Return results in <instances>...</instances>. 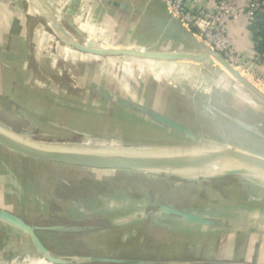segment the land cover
Returning <instances> with one entry per match:
<instances>
[{
	"label": "rangeland",
	"instance_id": "obj_1",
	"mask_svg": "<svg viewBox=\"0 0 264 264\" xmlns=\"http://www.w3.org/2000/svg\"><path fill=\"white\" fill-rule=\"evenodd\" d=\"M5 1L0 0V52L4 54L0 55L1 87L2 76L10 72L3 66L8 54L13 51L19 54L22 50L17 38L8 32L12 21L7 17L21 12L24 18L30 19L33 12L36 15L35 27L39 26V30L48 33L45 39H39V36L35 39L37 53L32 49L31 58L35 61L29 63L28 73L23 79L27 90L14 88L15 92L9 96L15 99V103L12 99L10 104L0 99L1 128L15 132L26 141L57 147L176 154L187 153L182 150L183 146L196 145L179 136L154 130L126 110L117 108L119 106L114 102L117 95L138 99L174 115L202 133L203 143L207 145L224 146L228 143L264 155V112L217 61L208 64L207 61L191 59L159 61L82 53L47 24L33 2ZM86 3L87 6L82 4L73 17L65 20L62 12L57 11L59 8H55V14L79 42H85L87 38L108 46L111 41L106 27L89 9L93 1L86 0ZM16 27L13 26L12 33ZM109 45L112 47V43ZM135 45L125 46L140 47L138 43ZM28 47L31 49L30 45ZM21 74L17 72L16 76ZM6 92L9 94L8 89ZM34 94H49L63 99V102L51 103ZM77 104L91 110L77 108ZM212 106L224 111L231 119L221 117L212 110ZM94 109L101 115L94 113ZM116 111L118 113L114 115ZM239 117L247 125L256 126L261 137L245 131L238 123ZM29 161L37 160H27L0 146V170L4 163L6 170L18 174L24 184L20 191H15L12 183L6 186L8 192L5 193L4 205L11 212L21 216L26 214L33 223L37 221L34 218L40 210L56 212L63 206L69 208L72 205L62 201L64 196L60 188L63 180L77 182L78 176L87 173V181L92 182L89 167L45 160ZM215 164L216 168L200 174L191 170L181 173L128 170L117 174L119 181L112 186V192L121 190L123 194L120 197L132 198L127 201L129 209L139 203L144 207L152 202L154 205L173 204L178 209L220 219L221 227H189L179 220L155 221L140 217L131 224L138 234L128 236L125 243L121 242L123 230L116 229L109 233L108 242L100 244L97 250L88 247L89 241L86 248H78L68 244V239L66 243L60 241L56 245L59 254L76 255L93 249L98 253L108 251L125 258L152 260L144 264H264V173L233 159L217 158ZM70 192L76 196L88 193L75 188ZM52 195L54 200L46 201V196ZM36 196H41V199L36 200ZM87 205L93 207L90 202ZM101 207L106 208V205L102 202ZM29 241V233L0 219V264H56L43 256L36 258Z\"/></svg>",
	"mask_w": 264,
	"mask_h": 264
},
{
	"label": "crops",
	"instance_id": "obj_2",
	"mask_svg": "<svg viewBox=\"0 0 264 264\" xmlns=\"http://www.w3.org/2000/svg\"><path fill=\"white\" fill-rule=\"evenodd\" d=\"M43 1L50 9L59 8L58 11H61L62 16H64L63 20H65L66 18H70V16L73 17L74 16L73 13L79 10L82 4L87 6L86 0L84 1L83 0H43ZM92 1L93 3L90 5L89 9L91 10V12L94 14L95 17L101 19L99 20V23L106 27V32L109 34L108 38H110L109 41H111L108 43V46H111L109 45L111 43H112V47L113 46L115 47V45L124 46L131 44H133V46H136L135 44L138 43V45H140V47L143 48L186 49V50H196V51H199L200 48H202L201 42L198 38L196 31L185 28L178 20H176L174 17L170 15L168 10L162 5V3L159 0H92ZM236 1L240 5L246 6L249 4L251 0H236ZM36 2L38 3L37 0ZM81 2L83 3L81 4ZM35 11L37 12V10ZM39 14L42 17V14L41 13ZM35 16L36 15L33 12L31 13L30 19L29 18L26 19L27 18L26 16L24 18V16L21 15V12L18 13V15L16 14L11 17L9 16L7 17V15H3V17L5 18L7 17L9 21L10 20L12 21L11 26H9V22L5 25L6 31L9 26L8 32H10V35L17 38V41L19 42L22 48V50L21 49L19 50V54H16L14 51L12 52V54H8L7 56L8 58H6L7 60H5V63L3 64V66H5V68L10 72H6L2 76L3 80H2V87L0 86V99H3L1 101L7 100L9 104L12 99V96L9 95L10 93L13 94V92H15L14 88H18L19 90L22 89V91L24 89L27 90V85L23 79L24 76H26L28 73L27 68H29L28 66H30L29 63L31 61H35L31 59L33 57L32 52L35 51L37 53L35 46L36 45L35 39H37L38 36L40 37L39 39L47 38L48 32H43L42 30H39L38 28L39 26L35 27L34 25V22L36 21ZM15 24L17 27L15 26ZM13 26L16 27V30L14 31L15 33L14 32L12 33ZM249 26L250 25L245 18H242L230 24L229 33L233 39V46L236 52L243 55L247 59L253 60L256 65V68H258L259 71L264 72V60H261L259 62L255 61L256 52L254 50V44ZM122 34H125L124 35L125 37L122 40H120V36ZM28 45L31 46V49H29ZM0 55H4V54H1L0 52ZM0 64H2L1 61ZM17 72L18 73L21 72L22 74L20 76L19 75L16 76ZM6 89H8L9 94L6 92ZM35 96H40L41 98L48 99L51 103L63 102V99H58L59 97H55L49 94L44 95L45 97L40 94ZM125 98L140 103L166 117L178 121L179 123L190 128L200 137H202L203 135L202 133L197 132L194 128H192L188 124L184 123L179 118L175 117L172 114L162 111L155 105L146 104L139 101L138 99H134L131 97L125 96ZM12 100L14 103L16 102L15 99ZM253 101L252 102L256 104L258 108H260L261 112H264V104L254 99ZM117 108L126 110L127 113L130 114L132 117L139 118L142 121V123H144L148 127H151L154 130H159L160 132H164L167 134H173L174 136H179L187 141L194 142L192 140H188L179 132L173 131L163 125L156 123L150 117L135 114L121 106ZM8 109L10 110V107ZM212 110H215V112L223 118L231 119V117L229 115L227 116L226 113H224V111H220L214 106H212ZM94 113L101 115V112H94ZM117 113L118 112L116 111L114 115H116ZM238 119H240V117ZM241 122L247 125L246 122L242 120ZM0 126L2 125L0 124ZM241 127L245 131L253 134L254 136L261 137L260 135L261 132L258 131V128L256 126H254L255 129H257L256 131H250L243 126ZM8 131L11 132L10 130ZM11 133H15V132H11ZM225 145H229V144L227 143ZM0 146L3 147L2 145ZM238 148L251 152V150L243 147H238ZM24 158H27V160H36V159H31L29 157H24ZM38 161L40 160L29 161V162H38ZM2 165H3L2 170H0V209L6 210L14 215H19L26 223L30 224L31 226H39V227L58 226L59 228H55V229H41V228L35 229V232L38 238L41 240V242L52 253L70 257V259H73L72 262L74 263L76 262L81 264H91V263L126 264V263L140 262V261H145V262L152 261L147 259H134L133 257L125 258L123 256H117V254L108 251L103 253H98L95 250H97L100 244L108 242V240L110 239L109 233L113 230L116 229L117 230L119 229V231L123 230L121 233L122 243H125L127 241L128 236L131 235L136 236L138 232H136V230L133 228V226H131V224L134 223L135 220L138 221L140 217L148 220L154 219L155 221L164 220V219H169V220L174 219L182 222L176 216L164 215L159 211L158 208L159 205H170L178 208L173 204L158 203V205H154V202H152L153 204L144 207L142 206V204L140 203L135 204V202L132 201L135 205L131 209H129L130 203L128 202L132 198L120 197V195L123 194L122 193L123 191L121 190H119V192L117 193H114L115 191L112 192L113 191L112 186L115 185L114 184L115 182L118 183L119 181L117 179V174L120 175L122 172L124 173L129 169L90 168L91 171H89L90 173L89 176L93 177L92 182H89V180L87 181L86 176L88 174L85 173L84 175H82V177H80L81 175L77 177L78 179L77 182L70 183L69 181L63 180L61 182L62 187L60 188L58 186L61 192L63 193L64 200L62 201H64V204H69V203L72 204L69 205V208H64L63 206L59 211L56 212H53V210L50 211L40 210V212L34 218L37 221L33 223V221L30 218H27L26 214L23 215L24 216L23 218V216H21L19 213H16L15 211L11 212L7 210L8 208H6V206L4 205L3 200L6 199L5 193L8 192L6 186L7 185L11 186L12 183V186L14 185L13 186L14 190L20 191L24 189V184L22 182V179H20V177L18 176V174L12 172V170L11 172L6 170L4 163H2ZM86 182L88 183L86 184ZM29 186L31 187V185ZM58 187L56 188L57 190ZM66 188L67 190L69 189V191H67ZM71 188H75L77 189V191L84 189L88 193L87 195L85 194L84 196L80 194L76 196L75 194H71L70 192ZM124 194L128 195V193L125 192ZM35 198L36 200H40L41 196L40 197L36 196ZM53 198H54L53 195L51 197L46 196V201L47 200L52 201L54 200ZM136 198L138 200H142L139 199V197ZM29 199L32 198L30 197ZM88 202H90V204L93 206L92 208L87 205ZM102 202L106 205V208L101 207ZM181 210H185V209H181ZM186 211H192V210H186ZM182 223L189 227L197 226V225L186 224L184 222ZM15 239L18 240L19 238H15ZM68 239H70V241ZM67 240H68V244H72L71 246H76L78 248L80 247L86 248L87 244L90 242L88 247L92 246V248H95V250L91 248L92 251L90 250L89 253L80 252L76 255L59 254L58 251L59 247H57L56 245H58L60 241L66 243ZM138 245L143 246V244H139V243ZM29 246L31 248H34L35 250L34 254L36 255V258L38 256H41V254L36 250L35 245L31 239L29 241ZM85 258H91V259L89 260ZM97 258H114V259H122L124 261L106 262V261H100ZM41 261L42 260H40V262Z\"/></svg>",
	"mask_w": 264,
	"mask_h": 264
},
{
	"label": "water",
	"instance_id": "obj_3",
	"mask_svg": "<svg viewBox=\"0 0 264 264\" xmlns=\"http://www.w3.org/2000/svg\"><path fill=\"white\" fill-rule=\"evenodd\" d=\"M39 9V12L46 19L48 25L59 32V35L73 48L94 56H132L140 58H148L159 61H177L183 59H191L195 61H207L212 64L217 61L220 63L236 80L243 89L256 101L264 104V92L254 85L241 71L233 66L221 53L212 50L206 46L202 41L199 51L186 49H158V48H142V47H105L99 43L86 39L85 42H79L75 37L70 35L65 27L61 24V19L55 14L56 9H50L43 0H30ZM114 102L128 111L138 115H144L153 119L156 123L167 127L173 131L179 132L188 140L196 142L193 146H183L182 150L187 151L181 153H151L148 151L135 150H97L89 148H70L46 146L37 143L26 141L22 137H18L14 133L0 127V145L6 149L20 154L24 157H29L36 160L52 161L64 164H72L84 166L89 168L101 169H129L144 172H173L181 173L183 171L191 170L195 174L197 172L190 163L197 158L209 160L210 164L215 163L217 158H224L237 160L243 162L254 170L264 173V155H259L239 149L232 145L215 146L203 143L202 137L197 135L190 128L179 123L178 121L166 117L149 107L140 103L132 101L122 96H115ZM77 108L88 110L89 107L78 105ZM94 112H99L97 109ZM238 123L250 131H256L254 126L246 125L241 121ZM178 148H181L178 147ZM159 211L164 215H173L179 218L182 222L191 225H201L206 227H221L222 221L220 219H213L208 216H203L193 211L181 210L170 205H160ZM0 219L9 222L13 226L29 233L30 239L33 241L36 250L48 262L56 264H69L73 259L70 257L57 255L52 253L38 238L35 229H55L58 226L39 227L31 226L16 215L0 209ZM91 259V258H85ZM100 261L106 262H123L122 259L114 258H97ZM139 263H147L140 261ZM189 263V262H188Z\"/></svg>",
	"mask_w": 264,
	"mask_h": 264
},
{
	"label": "built area",
	"instance_id": "obj_4",
	"mask_svg": "<svg viewBox=\"0 0 264 264\" xmlns=\"http://www.w3.org/2000/svg\"><path fill=\"white\" fill-rule=\"evenodd\" d=\"M170 15L185 28L196 31L206 46L221 53L233 66L264 92V72L259 71L253 60L235 51L229 33L232 22L245 18L249 25L260 8V0L240 5L236 0H159ZM264 58L255 56L259 62Z\"/></svg>",
	"mask_w": 264,
	"mask_h": 264
},
{
	"label": "trees",
	"instance_id": "obj_5",
	"mask_svg": "<svg viewBox=\"0 0 264 264\" xmlns=\"http://www.w3.org/2000/svg\"><path fill=\"white\" fill-rule=\"evenodd\" d=\"M260 2V8L256 11L249 29L251 31L255 52L264 58V0H260Z\"/></svg>",
	"mask_w": 264,
	"mask_h": 264
},
{
	"label": "bare ground",
	"instance_id": "obj_6",
	"mask_svg": "<svg viewBox=\"0 0 264 264\" xmlns=\"http://www.w3.org/2000/svg\"><path fill=\"white\" fill-rule=\"evenodd\" d=\"M87 39V38H86ZM108 47V46H105ZM228 72V71H227ZM231 160V159H229ZM190 166L194 167L195 170L199 173V172H205L207 170H211L216 168V164L215 163H211L209 162V160H204L202 158H197L194 161H192L190 163Z\"/></svg>",
	"mask_w": 264,
	"mask_h": 264
}]
</instances>
